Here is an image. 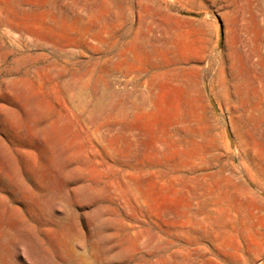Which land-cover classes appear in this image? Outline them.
Returning a JSON list of instances; mask_svg holds the SVG:
<instances>
[{"label":"rangeland","instance_id":"rangeland-1","mask_svg":"<svg viewBox=\"0 0 264 264\" xmlns=\"http://www.w3.org/2000/svg\"><path fill=\"white\" fill-rule=\"evenodd\" d=\"M25 263L264 264V0H0Z\"/></svg>","mask_w":264,"mask_h":264},{"label":"bare ground","instance_id":"bare-ground-1","mask_svg":"<svg viewBox=\"0 0 264 264\" xmlns=\"http://www.w3.org/2000/svg\"><path fill=\"white\" fill-rule=\"evenodd\" d=\"M22 258V257H21ZM25 264H27V263H25ZM31 264V263H30Z\"/></svg>","mask_w":264,"mask_h":264}]
</instances>
